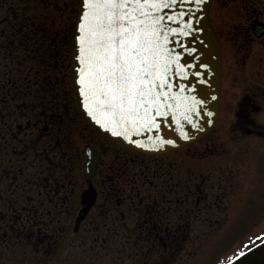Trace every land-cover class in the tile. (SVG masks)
I'll return each mask as SVG.
<instances>
[{"label": "rangeland", "instance_id": "374dc122", "mask_svg": "<svg viewBox=\"0 0 264 264\" xmlns=\"http://www.w3.org/2000/svg\"><path fill=\"white\" fill-rule=\"evenodd\" d=\"M76 1H4L0 264H226L250 238L264 233V143L242 140L232 131L237 94L221 92L217 123L200 141L208 146L193 144L155 158L103 139L82 120L71 85ZM240 2L223 5L237 21ZM13 6L20 9L16 17ZM228 26L225 22L222 29ZM12 38L22 42L16 55ZM225 49L232 53V44L225 41ZM253 61L247 62L251 72ZM235 71H242L240 63ZM57 112L63 117L53 119ZM86 145L102 155L93 183L98 199L74 233ZM258 157L263 160L257 166ZM177 182L183 201L180 237L157 241L142 227L163 217L156 214L151 224L143 213Z\"/></svg>", "mask_w": 264, "mask_h": 264}, {"label": "snow or ice", "instance_id": "6c2138e0", "mask_svg": "<svg viewBox=\"0 0 264 264\" xmlns=\"http://www.w3.org/2000/svg\"><path fill=\"white\" fill-rule=\"evenodd\" d=\"M176 3L177 0H81L74 57L80 103L97 125L139 148L158 150L174 144L160 136L155 137L156 143L149 144L133 137L159 130L157 117L167 118L177 107L172 103L177 97L171 92L168 73L179 74L184 66L179 63V54L169 47L173 43L169 35H187L185 29L190 30L191 24L172 28L164 21H174L175 17L161 14ZM195 3L200 5L204 0ZM172 115L175 118L174 112ZM184 119H188L187 115ZM147 139L152 141L153 137ZM247 258V253L240 252L237 260Z\"/></svg>", "mask_w": 264, "mask_h": 264}, {"label": "water", "instance_id": "95a60500", "mask_svg": "<svg viewBox=\"0 0 264 264\" xmlns=\"http://www.w3.org/2000/svg\"><path fill=\"white\" fill-rule=\"evenodd\" d=\"M211 1L204 0V3L197 5L195 0H190V2L189 0H177L174 8L162 10L161 14L166 18L170 15L175 17L174 21L165 19L164 22L170 27L181 28L184 23H188L191 24V29H185L188 33L187 35H169V39L173 41L169 47L173 49L174 53L179 54V63L184 66L179 74H173L172 71L168 73L172 83L171 92L177 97L172 103L177 105V107L170 111L167 118L157 117L160 123L159 130L152 129L141 136L133 137L134 139H139L142 143L149 144L156 143L155 137L160 136L165 140H173L174 144H166L158 150H150L136 147L120 137L112 136L110 132L97 125L83 110L80 103L81 98L77 93L76 74L74 71L76 66L74 59L76 55V27L78 17L82 11L81 0H77L70 51L71 80L75 90L77 107L84 121L93 130L126 149L150 156L165 155L182 149L198 141L211 131L219 111L221 64L219 43L208 20V9ZM180 12H184L186 15L178 16ZM181 87L184 89L183 92H181ZM172 112L175 113V118H173ZM185 115H187L188 119H184ZM251 132L256 133L258 130L251 129ZM185 135L187 138H185ZM149 136L153 137L152 141L147 139ZM82 154L85 157L83 176L87 189L80 196L82 210L75 221L76 226L85 218L95 202L96 194L91 184V179L96 173L100 159L99 153L90 146L85 147ZM245 253H247V260H237L235 258L228 264H264V241L250 248Z\"/></svg>", "mask_w": 264, "mask_h": 264}, {"label": "flooded vegetation", "instance_id": "af4514ba", "mask_svg": "<svg viewBox=\"0 0 264 264\" xmlns=\"http://www.w3.org/2000/svg\"><path fill=\"white\" fill-rule=\"evenodd\" d=\"M4 1L6 0H0V12L2 9L4 10L3 16H0V23L2 24L6 21L5 11L7 10L4 8ZM225 1L227 0H213L214 12L212 11V4L209 10V19L221 47V92L233 90L238 97L234 105L236 112L234 113L232 131L239 134L238 138L242 140L253 138L258 143H264V0H241L242 6L239 15H237L240 18L238 21L234 12L223 7ZM9 8L11 7L9 6ZM12 8L15 12L12 16L16 17V13H19L20 9L16 6ZM219 15H224V17L218 18ZM234 19L236 21L233 23L232 20ZM225 22L229 25L226 28L227 31L222 29ZM4 31L6 30L0 29V37L3 39H5ZM225 41L232 44L233 51L230 54L226 52ZM251 59L254 60L253 72L246 69L247 62ZM239 63L242 65V71H235V67ZM251 129H259L260 132L252 134ZM208 138L212 139L211 137ZM208 143L209 141L196 143V148L208 146ZM178 153L180 152L172 154ZM261 160L263 159L260 157L256 158L255 164L258 166ZM178 182L172 188L168 187V195L160 194L157 197L156 204L153 205L154 209H148L143 213L145 220L149 218L148 222L150 223L154 222L156 214L163 217L160 223H151L152 226L142 227L143 230L146 229L145 233L148 237L171 239L180 237L182 228L179 222L182 220L183 201ZM170 196L172 199L167 198ZM166 219L168 221H165Z\"/></svg>", "mask_w": 264, "mask_h": 264}, {"label": "trees", "instance_id": "16d2710c", "mask_svg": "<svg viewBox=\"0 0 264 264\" xmlns=\"http://www.w3.org/2000/svg\"><path fill=\"white\" fill-rule=\"evenodd\" d=\"M0 24H2V23H0ZM5 32V31H4ZM4 36H6V33L4 34ZM12 41H13V38L11 39ZM21 41L19 40V46H21ZM47 78V77H46ZM44 105V104H43ZM60 108V107H59ZM61 110V109H60ZM60 112H62V110L60 111ZM64 114H60L59 112H57V114L53 117V119H55V118H57V119H60V118H62V116H63ZM157 241H160V240H157Z\"/></svg>", "mask_w": 264, "mask_h": 264}]
</instances>
